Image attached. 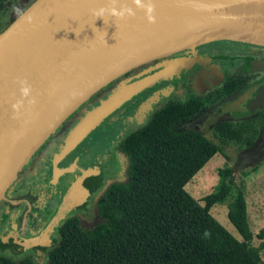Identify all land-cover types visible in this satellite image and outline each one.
I'll return each instance as SVG.
<instances>
[{
  "label": "water",
  "instance_id": "95a60500",
  "mask_svg": "<svg viewBox=\"0 0 264 264\" xmlns=\"http://www.w3.org/2000/svg\"><path fill=\"white\" fill-rule=\"evenodd\" d=\"M151 3L155 24L133 0H117L136 13L122 21L93 14L110 6L109 0H36L0 34V201L58 128L114 80L207 41L264 46V0ZM18 80L28 81L36 103L25 101L16 116L12 105L21 99ZM262 104L264 84L249 107Z\"/></svg>",
  "mask_w": 264,
  "mask_h": 264
},
{
  "label": "trees",
  "instance_id": "16d2710c",
  "mask_svg": "<svg viewBox=\"0 0 264 264\" xmlns=\"http://www.w3.org/2000/svg\"><path fill=\"white\" fill-rule=\"evenodd\" d=\"M1 5L2 0L0 10ZM18 9L6 29L26 11ZM207 105L206 99L194 97L170 101L144 128L128 135L119 145L128 164V182L112 184L103 192L98 203L101 222L94 227L85 229L76 218L63 224L59 246L47 264H264V230L258 235L261 245L255 247L245 191H234L231 169L219 171V183L204 205L186 190L207 163L223 153L204 134L175 129ZM214 134L223 144L251 147L257 131L249 125L221 123ZM230 198L228 217L242 241L211 215L216 204ZM0 264L36 263L0 255Z\"/></svg>",
  "mask_w": 264,
  "mask_h": 264
},
{
  "label": "flooded vegetation",
  "instance_id": "af4514ba",
  "mask_svg": "<svg viewBox=\"0 0 264 264\" xmlns=\"http://www.w3.org/2000/svg\"><path fill=\"white\" fill-rule=\"evenodd\" d=\"M176 56H180L181 61L174 69L170 60ZM198 56L207 59L215 76L205 77L198 95L191 91L187 99L208 101L200 113L209 115L207 122H218L215 127L221 123L235 127V117L241 118L257 110L264 114V104L255 109L249 107L250 99L264 84V67H255L264 65V46L228 40L207 41L174 56L152 61L149 67L153 73L163 70V74L185 90L183 83L187 84L188 72L193 68L202 71V66L196 64ZM179 69L184 71L183 75L175 76ZM243 100V108L234 107ZM248 125L256 126L250 120L239 126ZM64 137L51 136L0 201V252L30 258L36 264L48 263L49 254L59 246L63 224L76 218L82 225L98 212L103 172L98 167L86 166L94 158L85 160L86 155L90 157L88 147L66 150ZM86 173L90 174L79 182ZM33 240L36 244L30 245Z\"/></svg>",
  "mask_w": 264,
  "mask_h": 264
},
{
  "label": "rangeland",
  "instance_id": "374dc122",
  "mask_svg": "<svg viewBox=\"0 0 264 264\" xmlns=\"http://www.w3.org/2000/svg\"><path fill=\"white\" fill-rule=\"evenodd\" d=\"M33 1L35 0H2L0 34L6 29L8 21L15 12L14 9L25 10ZM179 57L170 60L174 69L181 61ZM197 58L196 64L202 66V71L193 68L188 72L187 84L183 83L187 89H181L175 80L163 74V70L153 73L148 63L144 67L140 66L142 68H136L131 75L114 80L103 90L101 89V92L94 94L93 98L80 106L77 112H74L59 128L57 134L53 135V137L65 136L66 150L88 147L90 157L86 155L85 160L94 158L93 161L87 162L86 166L98 167L103 172L101 194L112 184L128 182L127 160L119 151L121 142L131 133L144 128L160 106L170 100L184 102L191 91L198 95L203 85L202 81L209 75L215 76L207 59L199 56ZM183 72L179 69L175 71V76L183 75ZM243 106L244 100L234 105L235 108H243ZM208 116L204 112L175 126L179 132L192 130L202 133L223 150V153H218L212 158L187 184L186 190L204 205V198L213 193L219 183V171L231 169L234 191L244 188L249 222L255 235L253 245L259 247L262 240L258 235L264 230V114L261 110H257L241 118H234L235 127H240L239 125L247 120L253 121L256 125L253 127L257 135L251 147L233 142L223 144L214 134L215 124L218 122H207ZM231 200L232 198L226 203L216 204L211 209V215L237 240L242 241L241 235L228 217V204ZM100 222L101 219L96 212L94 218L83 221L82 227L90 229ZM0 255L15 261L21 260L20 256L10 252H0ZM262 257L264 260V249Z\"/></svg>",
  "mask_w": 264,
  "mask_h": 264
},
{
  "label": "clouds",
  "instance_id": "9594fccd",
  "mask_svg": "<svg viewBox=\"0 0 264 264\" xmlns=\"http://www.w3.org/2000/svg\"><path fill=\"white\" fill-rule=\"evenodd\" d=\"M134 6L136 9L144 11L146 19L150 24L156 23L155 16V6L149 0L148 3H145L144 0H133ZM108 7H101L98 10H94L93 14L97 17L103 18L105 16H110L116 21H122L127 18H134L136 13L131 7L127 6H118L117 0H109ZM17 13L20 12L19 9H14ZM28 22H31V17H28ZM19 90L21 99L12 105L13 112L16 116L21 113V110L25 107V101L27 105L31 106L36 103L35 98L33 97L32 87L29 85L27 80H18Z\"/></svg>",
  "mask_w": 264,
  "mask_h": 264
}]
</instances>
